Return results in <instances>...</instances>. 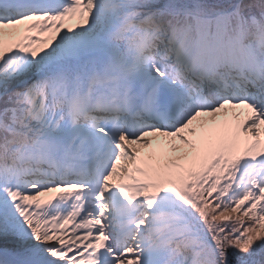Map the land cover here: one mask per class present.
<instances>
[{"label": "snow or ice", "instance_id": "1", "mask_svg": "<svg viewBox=\"0 0 264 264\" xmlns=\"http://www.w3.org/2000/svg\"><path fill=\"white\" fill-rule=\"evenodd\" d=\"M0 264H264V0H0Z\"/></svg>", "mask_w": 264, "mask_h": 264}]
</instances>
